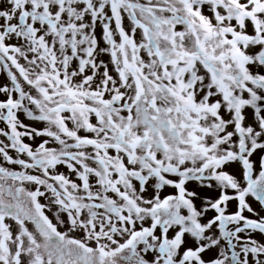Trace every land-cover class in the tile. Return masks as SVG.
Segmentation results:
<instances>
[{"label":"snow or ice","instance_id":"6c2138e0","mask_svg":"<svg viewBox=\"0 0 264 264\" xmlns=\"http://www.w3.org/2000/svg\"><path fill=\"white\" fill-rule=\"evenodd\" d=\"M0 67V264H264V0H0Z\"/></svg>","mask_w":264,"mask_h":264},{"label":"rangeland","instance_id":"374dc122","mask_svg":"<svg viewBox=\"0 0 264 264\" xmlns=\"http://www.w3.org/2000/svg\"><path fill=\"white\" fill-rule=\"evenodd\" d=\"M140 1H141V0H140ZM205 14H206V15L209 14L208 11H207V9L205 10ZM125 15H126V14H125ZM125 24H126V26H127L128 24H130V21H128V20L126 19V20H125ZM179 26H182V25H179ZM250 31H251V28H250ZM139 38H140V30H138V32H137V39L139 40ZM97 39H98V41L101 42V45H102V46H106V42H103V40H102V27H101V25H99V24L97 25ZM10 42H12V43H16V41H10ZM142 54H143V53H142ZM29 56L31 57V54H29ZM99 59L103 60L105 64H108L110 69L113 67V66L111 65V63H110V55H109V54H107V53L101 54L100 57H99ZM20 62H21L25 67H28L27 61H24V60L21 58V59H20ZM9 63H10V62H9ZM13 68H14V66L12 67V69H13ZM14 69H15V68H14ZM3 72H4L5 75L7 76V69H4L3 67H0V77H1V79H3V80L0 81V86H3V85L11 86V81H10V79L5 80V78H3V76H2V75H3ZM1 73H2V75H1ZM15 73L17 74V77H18L19 82L22 83V82H23V78L19 76L18 70H16ZM32 93L35 94V95H38V94L35 92V90H33ZM0 98H2L1 100H4V99H5L4 94H0ZM16 98H17V97H16ZM106 98H108V97L106 96ZM30 107H31V106H30ZM122 114L126 115L127 113L124 112V113H122ZM22 118L24 119L25 123L30 124L32 127H35V128H37V129H39L38 127H40V124H42L43 126L46 125L45 122L31 121V120H29L26 116H24V117H22ZM93 122H95V121L93 120ZM4 127H5V122L0 121V128H4ZM69 127H72L71 123H69ZM79 134H81V135H91V136H94V134H93V135H92V134H88V133L85 132L84 130H83V131H80ZM46 139L49 141V145H50V147L57 148V149H59V148L61 147V146L58 144V142H56V141H54V140H53V141H54V144H56V145H55V147L52 146V145H51V143H52V138H49V137L45 136V140H46ZM0 140H5V142H7V141H6V138H4V137H0ZM30 140H31V138H27V137L25 138V142H26V143H29ZM50 141H51V142H50ZM39 143H40V142H39ZM54 144H53V145H54ZM31 146H32V144H31ZM88 150H90V149L88 148ZM9 151H10V154H12L14 157H15V156H18V154L15 153V151H12L11 149H9ZM11 151H12V153H11ZM110 154H113V155H114V154H115V151H114V150H110ZM260 155H261V156H264V153H261ZM5 166H6V167H9L10 170H14V171H28L30 174H37V175L41 174L40 171H39L38 169L24 170V169H22L21 166H19V165H7V164H5ZM65 167H66V165H65ZM254 167H255V165H254ZM236 170H237L236 167L233 166V167H232V171L235 172ZM255 175H258V170H257V171H254V177H255ZM71 176H72V180H75V182H77V183H81V182L79 181L78 177L75 176L73 173H71ZM76 180H77V181H76ZM49 182H50V183H53V181H49ZM91 182L95 185V181H94V180H92ZM0 183H4V182H3V181H0ZM137 183H138V182H137ZM11 184H12V181H11V180H8V181L6 182V186H7V185H11ZM15 186H16V187L20 186V182L17 181L16 184H15ZM23 187H25L27 190H30V191H31V190H35V188L37 187V185H35V184L31 183V182H23ZM39 187L41 188V191H44V192H45V195H44V196L38 198V199H39V202H40L41 204H43V205L46 206L45 209H44L45 214H46L50 219H52L53 223H56L55 214H56V212H57V207H58V206H56L55 204L51 203V200H52V194H51L49 191H47L43 186H39ZM97 187H98V185H97ZM187 187L189 188V190H194V189L196 188V185L190 183V184L187 185ZM159 191H160V194H161V198H163V197L166 196V195L177 194V190L174 189V188H172L171 186H169V187H165L164 189H161V190H159ZM145 193L150 194V196H151V193H152V192H151V191H147V192H145ZM6 199H7V197H6ZM250 199L254 201V198H250ZM22 200L24 201V204H25L26 206H30V205L28 204V201H27L26 198H23V197H22ZM233 206H234V205H233ZM261 214H263V213H261ZM208 215H211V213H209ZM248 215H251V214H248ZM63 218L66 219V217H63ZM5 222L8 223L9 225H11V228H12L13 233L16 234V233H17V227H18V226L16 225V222H15L14 220L10 219V218H9V219H6ZM149 223H150V221H146L144 226H148ZM26 225H27V227L29 228L30 231H34V230H35V226H34L30 221H26ZM58 227H59V230H60L61 232H66V231H68V225H67V224H65V225H63V226H58ZM139 227H140V224L138 223V224H137V228H139ZM248 233H250V232H248ZM255 233H257V234L261 237V239L259 240V242L264 243V234H260L259 232H255ZM244 234H247V232H245ZM69 235H70V236H73V237H75V238H83V233H82V231H80V230H77V231H75V232H70ZM247 236H248V235H247ZM121 238H122V239L120 240V242L122 243V242H124V240L126 239V236L121 237ZM90 244H91V246L95 247V243H94V242H90ZM113 247H115V246H113ZM139 247H142V245L139 246ZM139 247H138V250H139ZM128 254H129L128 251L125 250V252L122 253L121 255H125V256H126V255H128ZM142 254H143V253H142ZM145 258L147 259L148 257L146 256ZM116 259H117V264H130V262H126V261L120 259L119 257H117ZM26 260H27V257H25V261H26Z\"/></svg>","mask_w":264,"mask_h":264},{"label":"bare ground","instance_id":"6f19581e","mask_svg":"<svg viewBox=\"0 0 264 264\" xmlns=\"http://www.w3.org/2000/svg\"><path fill=\"white\" fill-rule=\"evenodd\" d=\"M140 2H142V3H144V2H146V0H141ZM177 30L179 31V30H183V26H177ZM12 71L15 73V71H16V69H12ZM1 75H2V73H1ZM3 78H5V80H7V79H10L9 77H8V75L6 76L5 75V73L3 72ZM1 80H3V79H1V77H0V81ZM21 86L25 89V91H28V92H30L31 94H33L32 93V91L34 90V89H32L31 88V86H29V85H27V83L25 82V81H23L22 83H21ZM33 95H35V94H33ZM14 96L15 97H17L18 98V96H19V94L18 93H15L14 94ZM2 98H0V100H1ZM25 103H27V102H25ZM31 106V105H30ZM31 107H33L34 108V106H31ZM46 126V125H45ZM45 126H43L42 124H40V127H38L39 129L38 130H42ZM53 130H55L54 128H53ZM81 131H83V130H81ZM93 135V134H92ZM63 138V137H62ZM67 139V138H66ZM45 140V136H43V137H35L34 139H32L31 138V140H30V142H29V144L31 145L32 144V147H33V149H35L36 147H38V145H39V142L41 143V142H43ZM47 140V139H46ZM51 142V141H50ZM68 142L69 143H73V141H71L70 139L68 140ZM54 141H53V139H52V143H51V145L52 146H54L55 147V145L56 144H54ZM47 147H50V145H49V143H48V145H46ZM89 149L90 150H88L87 149V151H92V149L89 147ZM12 151H14V150H12ZM12 151H11V153H12ZM18 155H20V154H18ZM22 158H25L26 160L27 159H30V158H28V157H26V156H22ZM50 173L51 174H53V175H55V174H64L65 176H68L70 179H72V176H71V171L69 170V169H67V167H65V165H57V167L55 168V169H50ZM73 181H75V180H73ZM77 181V180H76ZM81 182V181H80ZM82 183V182H81ZM93 187H94V189L97 187V185L95 184H93ZM166 187H169V186H166ZM80 194H83L82 192L80 193ZM143 196H144V198L145 199H149V198H151L152 197V193H151V196H150V194H147V193H143L142 194ZM100 211H103V210H100ZM264 214V213H263ZM231 227V226H230ZM250 235V236H252V238H254V239H256L257 241H259L260 239H261V237L257 234V233H255V232H250V233H248L247 232V234H244V233H242L241 234V236L243 237V238H247L248 236ZM122 236H116L115 238L117 239V240H121L122 238H121ZM221 246L222 247H224V246H226V242H224V241H222V243H221ZM216 252H217V250H212V251H209V252H206L205 254H203L204 255V257L206 258V259H208V258H215V254H216ZM230 254V253H229Z\"/></svg>","mask_w":264,"mask_h":264},{"label":"flooded vegetation","instance_id":"af4514ba","mask_svg":"<svg viewBox=\"0 0 264 264\" xmlns=\"http://www.w3.org/2000/svg\"><path fill=\"white\" fill-rule=\"evenodd\" d=\"M23 259L25 260V257H23Z\"/></svg>","mask_w":264,"mask_h":264}]
</instances>
